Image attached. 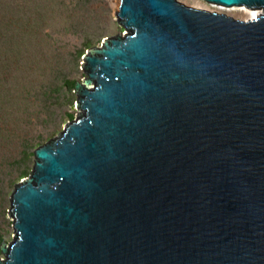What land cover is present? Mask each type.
Returning <instances> with one entry per match:
<instances>
[{"label":"water","instance_id":"water-1","mask_svg":"<svg viewBox=\"0 0 264 264\" xmlns=\"http://www.w3.org/2000/svg\"><path fill=\"white\" fill-rule=\"evenodd\" d=\"M120 0L79 115L33 152L0 264H264V0Z\"/></svg>","mask_w":264,"mask_h":264},{"label":"rangeland","instance_id":"rangeland-1","mask_svg":"<svg viewBox=\"0 0 264 264\" xmlns=\"http://www.w3.org/2000/svg\"><path fill=\"white\" fill-rule=\"evenodd\" d=\"M177 1L240 21L248 19V11L261 14L203 0ZM5 5L8 19L16 8L21 11L11 53L0 58L5 60L0 66V75L5 73L0 87V246L12 242L10 199L32 171L33 152L59 137L70 117L79 115L76 93L68 87L85 77L81 68L87 46L99 47L105 38L125 33L116 19L120 0H5Z\"/></svg>","mask_w":264,"mask_h":264},{"label":"trees","instance_id":"trees-1","mask_svg":"<svg viewBox=\"0 0 264 264\" xmlns=\"http://www.w3.org/2000/svg\"><path fill=\"white\" fill-rule=\"evenodd\" d=\"M20 11L21 9L16 8L13 12H11V16L8 19L9 12L7 6L5 5V0H0V58H5V51L11 53L10 51L12 49L13 38H15L12 34L13 32H15V34L18 33V29H15L16 24H14V22L18 21L17 19L18 17H20ZM10 25L12 27L11 30H9L10 28H8L10 27ZM87 47L88 48L86 49V51L91 48V46ZM83 54L81 56H83ZM0 66H5V60L0 59ZM3 74V76L0 75V87L5 86V73ZM74 84L75 82L70 83L68 87L69 92L74 91ZM73 119V117H70V121H72ZM24 178H26V176L22 179Z\"/></svg>","mask_w":264,"mask_h":264},{"label":"bare ground","instance_id":"bare-ground-1","mask_svg":"<svg viewBox=\"0 0 264 264\" xmlns=\"http://www.w3.org/2000/svg\"><path fill=\"white\" fill-rule=\"evenodd\" d=\"M243 7V6H241ZM243 9H247L245 7H243ZM247 15H248V20H254L256 19L260 14L258 12H251V11H248L247 12Z\"/></svg>","mask_w":264,"mask_h":264}]
</instances>
